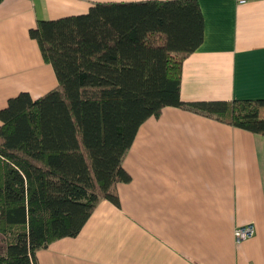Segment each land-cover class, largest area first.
<instances>
[{"label":"crops","instance_id":"crops-1","mask_svg":"<svg viewBox=\"0 0 264 264\" xmlns=\"http://www.w3.org/2000/svg\"><path fill=\"white\" fill-rule=\"evenodd\" d=\"M140 1L166 0H0V108L58 86L29 35L37 20ZM197 1L202 41L182 61L180 99L264 98V0ZM122 167L119 205L98 201L76 236L36 251L38 264H264V135L166 106L140 124ZM247 223L254 234L236 242Z\"/></svg>","mask_w":264,"mask_h":264},{"label":"trees","instance_id":"trees-1","mask_svg":"<svg viewBox=\"0 0 264 264\" xmlns=\"http://www.w3.org/2000/svg\"><path fill=\"white\" fill-rule=\"evenodd\" d=\"M29 35L58 86L0 108V264H38L36 251L76 236L98 201L119 205L123 156L166 106L264 135V98L180 99L182 61L202 41L197 0L96 2Z\"/></svg>","mask_w":264,"mask_h":264},{"label":"built area","instance_id":"built-area-1","mask_svg":"<svg viewBox=\"0 0 264 264\" xmlns=\"http://www.w3.org/2000/svg\"><path fill=\"white\" fill-rule=\"evenodd\" d=\"M254 232L255 226L253 225V223H247L244 225H237L233 230V236L236 242H240L243 239L251 237Z\"/></svg>","mask_w":264,"mask_h":264},{"label":"rangeland","instance_id":"rangeland-1","mask_svg":"<svg viewBox=\"0 0 264 264\" xmlns=\"http://www.w3.org/2000/svg\"><path fill=\"white\" fill-rule=\"evenodd\" d=\"M6 242H7V236L0 233V254L3 252Z\"/></svg>","mask_w":264,"mask_h":264}]
</instances>
